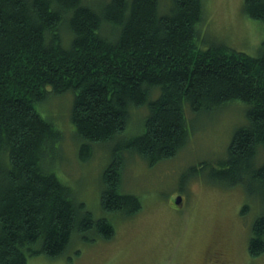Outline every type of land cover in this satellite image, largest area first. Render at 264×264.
<instances>
[{
	"label": "trees",
	"instance_id": "16d2710c",
	"mask_svg": "<svg viewBox=\"0 0 264 264\" xmlns=\"http://www.w3.org/2000/svg\"><path fill=\"white\" fill-rule=\"evenodd\" d=\"M171 1L166 13L160 0H111L101 8L83 0H0V264L60 258L73 233L115 236L113 224L86 211L55 173L63 136L37 107L66 92L74 95L83 162L95 145H117L102 176V208L129 217L142 206L120 191L123 152L155 165L187 143L188 110L245 103L248 123L234 132L212 176L260 201L248 248L253 257L264 254V42L256 57L202 49L204 0ZM244 7L264 26V0ZM144 106V131L124 139L132 109Z\"/></svg>",
	"mask_w": 264,
	"mask_h": 264
},
{
	"label": "rangeland",
	"instance_id": "374dc122",
	"mask_svg": "<svg viewBox=\"0 0 264 264\" xmlns=\"http://www.w3.org/2000/svg\"><path fill=\"white\" fill-rule=\"evenodd\" d=\"M111 0H83L101 8ZM161 11L169 12L171 0ZM246 0H204L201 48L226 46L258 56L264 26L246 15ZM166 6V5H165ZM74 95L54 94L37 109L61 131L53 165L59 178L72 188L78 203L96 219L106 218L115 236L103 240L95 231L73 233L70 248L60 258L29 257V264H209L205 258L217 251L233 264H264V254H249L252 224L260 216V201L244 186L215 180L213 170L228 158L234 132L248 123L245 103L234 101L195 113L187 108V143L176 154L151 165L138 153L123 152L121 193L137 196L141 210L129 217L102 208L103 173L113 160L115 143L95 145L92 158L83 162L82 140L71 121ZM148 106L132 109L124 139L144 131ZM122 141V140H121ZM182 203L177 206V200ZM249 205L243 216L242 210Z\"/></svg>",
	"mask_w": 264,
	"mask_h": 264
},
{
	"label": "flooded vegetation",
	"instance_id": "af4514ba",
	"mask_svg": "<svg viewBox=\"0 0 264 264\" xmlns=\"http://www.w3.org/2000/svg\"><path fill=\"white\" fill-rule=\"evenodd\" d=\"M205 258V261L209 264H233L231 260H227L223 257L222 253L218 252L212 256L211 253H209Z\"/></svg>",
	"mask_w": 264,
	"mask_h": 264
},
{
	"label": "water",
	"instance_id": "95a60500",
	"mask_svg": "<svg viewBox=\"0 0 264 264\" xmlns=\"http://www.w3.org/2000/svg\"><path fill=\"white\" fill-rule=\"evenodd\" d=\"M181 203H182V197H180V198L177 200L176 205L179 206Z\"/></svg>",
	"mask_w": 264,
	"mask_h": 264
}]
</instances>
